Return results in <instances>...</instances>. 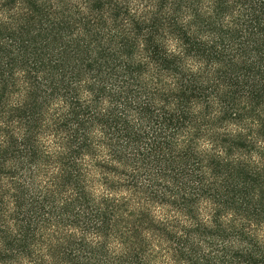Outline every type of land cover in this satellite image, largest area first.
<instances>
[{"label":"trees","instance_id":"obj_1","mask_svg":"<svg viewBox=\"0 0 264 264\" xmlns=\"http://www.w3.org/2000/svg\"><path fill=\"white\" fill-rule=\"evenodd\" d=\"M0 264H264V0H0Z\"/></svg>","mask_w":264,"mask_h":264}]
</instances>
